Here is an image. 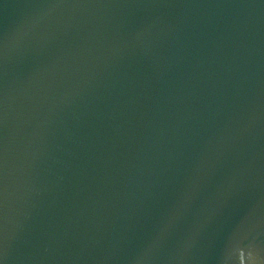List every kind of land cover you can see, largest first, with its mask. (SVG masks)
Returning a JSON list of instances; mask_svg holds the SVG:
<instances>
[{
	"label": "water",
	"instance_id": "water-1",
	"mask_svg": "<svg viewBox=\"0 0 264 264\" xmlns=\"http://www.w3.org/2000/svg\"><path fill=\"white\" fill-rule=\"evenodd\" d=\"M0 264H264V0H0Z\"/></svg>",
	"mask_w": 264,
	"mask_h": 264
}]
</instances>
